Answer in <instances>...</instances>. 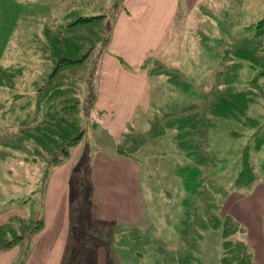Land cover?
<instances>
[{"label": "rangeland", "instance_id": "obj_1", "mask_svg": "<svg viewBox=\"0 0 264 264\" xmlns=\"http://www.w3.org/2000/svg\"><path fill=\"white\" fill-rule=\"evenodd\" d=\"M191 1L187 9L180 0L167 41L134 45L133 63L121 55L130 71L147 73L150 103L146 111L128 114L129 123L117 131L107 126V119L118 116L95 113L87 97L98 78L94 67L102 39L108 37L107 25H112L115 12L127 8L126 2L0 0V209L25 213L0 230V246L27 235L16 264L30 254L29 234L41 218L37 213L48 187L46 177L56 168L53 157H62L67 142L60 137L62 129L71 130L70 124L84 133L58 163L69 166L72 175L70 183H59L61 188L70 186L63 201L70 204V236L57 245L64 247V256L52 254L49 264H254L256 254L260 259L264 31L259 26L264 23V1L238 0L237 19L229 17H235L227 10L229 0ZM213 6L218 10L213 12ZM97 15H105L100 24L70 29L79 17ZM159 20L157 31L167 24ZM49 31L66 52L53 48ZM83 55V64L51 77L60 57ZM38 57L46 59L44 66L32 65ZM61 86L64 94L46 99L40 111L37 102ZM65 101L74 108L65 110ZM43 121L48 122L45 128ZM113 147L139 167L135 192L140 219L136 200L128 214L133 206L126 199L127 180L109 195L116 204L108 199L107 217L97 219L92 154ZM42 260L35 253L28 264Z\"/></svg>", "mask_w": 264, "mask_h": 264}, {"label": "crops", "instance_id": "obj_2", "mask_svg": "<svg viewBox=\"0 0 264 264\" xmlns=\"http://www.w3.org/2000/svg\"><path fill=\"white\" fill-rule=\"evenodd\" d=\"M196 1L198 2L199 0ZM239 1L229 0L227 10L229 14L231 12L235 14V17L231 14L229 17L237 19V2ZM124 2H126L127 8L115 12L111 31L106 40L107 42L101 47L97 54L98 56L94 72L98 75V78L97 81L91 85L94 94L92 111L102 115H117L119 118L117 120H114L115 118L111 120L107 119V126H110L112 130L118 127L117 131L124 129L126 127L125 123H129L128 114L130 115L139 111H146L150 103V85L147 73L138 75L134 71H130L126 66L127 63H122L121 55L127 58V61L132 62L131 58L134 53V45H140L141 42H144L147 45H157V40L162 41V43L167 41L168 39L165 35L174 32V19L178 13L180 0H124ZM241 2L243 3V0ZM191 3V0H185V6L187 9L188 4L191 5ZM203 8H205V6ZM212 8L214 9L213 12H215V9L218 10L217 6H213ZM186 11L190 12L188 10ZM186 11L185 13L188 15ZM211 15H213V13H211ZM159 19L165 20V23L167 22V24L165 28L162 27V30L157 31L158 23H161ZM260 27H262L261 31L263 33L264 23H261L259 28ZM75 28L76 27L70 29L72 30ZM48 35L50 39L52 38L54 49L66 52L67 48L65 47L64 49L62 45H59L60 40L53 39V33L51 31L48 32ZM110 45L114 46L115 52L109 53ZM46 46L52 47V45ZM126 51L130 52V56L126 54ZM52 54L55 57V54ZM44 61H46L45 58L38 57L32 65H36L37 62L38 66H44ZM142 67H144V64H142ZM138 81H141L142 85L139 84ZM61 90H63L62 86L61 88L54 87L47 94H44L43 100L37 102L38 109L43 111V108H45L48 103V100L46 99L62 96L64 92ZM49 106L51 107L52 104L50 103ZM100 119L102 118L100 117ZM46 125L47 122L45 121L41 124L42 128H45ZM112 133L114 132L112 131ZM119 151L120 149L113 147L110 148V151L96 150L92 154L91 167L94 169L90 172V178L94 185L92 196H94L95 199L98 220L100 217H107L108 213L104 207L107 205L109 195L115 194L120 185L125 184V180H127V185L130 183L129 189L126 191V199L131 201L133 206L130 210L129 205L128 214L134 209V200H136L135 208L138 211V219L142 217L141 207L139 205V191H136L138 194L137 197H135V187L139 180V167L133 158L123 155ZM55 166L56 168L54 171L46 177L48 178V187H45L42 191V205L38 209L40 212L37 213V216H41V218L36 225L37 229L31 230L32 232L30 231V234L29 232L27 233L31 237V246L30 250H28L30 254L28 253L29 256H26L22 264H28L30 258L33 257L35 253H37V257L44 258L41 264H49L48 258L52 257V254L53 257L62 258L64 256V247L62 246V250H60L57 245L60 242L66 243L70 236V204L68 201L65 203L63 202L64 199L66 201V194L70 192V186L68 185L61 188L59 183L65 179L66 183L68 180V183H70L72 175L71 171H69V166L60 167L59 164ZM113 175L117 176L116 181L113 180ZM118 178L122 180H119V183ZM120 190L119 193H122L123 189ZM48 198L49 201H47ZM109 200L112 202L113 206H115L116 199L113 197V199ZM124 205L125 204H123V206ZM121 210L124 211L125 208L122 207ZM24 217L25 213H22L19 209H0V230L9 229L8 225L12 224L13 219H23ZM25 236L27 235L16 236L15 238L21 237V239H17L13 246L5 250H0V264H16L22 254L21 248L25 241ZM15 238L10 239L9 241ZM260 245L264 247V241L261 240ZM260 253H262L260 259H258V254H256L257 257H255L254 264H264V252ZM35 264H39V262H36Z\"/></svg>", "mask_w": 264, "mask_h": 264}, {"label": "trees", "instance_id": "obj_3", "mask_svg": "<svg viewBox=\"0 0 264 264\" xmlns=\"http://www.w3.org/2000/svg\"><path fill=\"white\" fill-rule=\"evenodd\" d=\"M116 10H118L116 8ZM114 16V15H113ZM105 18V15H97V16H90V17H79L77 20H75V22H73L72 24H70V28H74L76 26H89V25H98L100 24V22ZM106 31L108 32V35L110 34V31H111V23H108L107 25V28H106ZM105 31V32H106ZM105 39V38H103ZM102 39V45H105L106 44V40H107V37L105 40ZM103 47V46H102ZM56 52V51H55ZM59 53L57 52V56H56V53H55V56L56 57H59ZM87 58V55H83L82 57L80 58H64V57H60L59 58V63L57 65V67H55L51 77H53L54 75H56L61 69H65V68H74V67H78L80 66L81 64H83V62L86 60ZM50 81H51V78H50ZM91 89V87H90ZM92 92V90L90 91V93ZM71 101V100H70ZM94 101V94L91 93L89 97H87V104L89 107L92 106V103ZM66 102V101H65ZM64 102V109L66 110L68 107L69 108H74V106L71 104L69 106H66L65 104H68L69 102ZM73 104L76 105V101L73 102ZM92 108V107H91ZM48 114V113H47ZM47 125H48V122H47ZM49 126L52 127V125L50 124ZM70 127H71V130L70 131H67L66 129H62L61 128V125L58 126L59 130L62 129L64 131V136L60 137L62 140H66V146H63L61 148V156L64 158V157H67L68 154H69V149L68 147L70 148L71 146H74L76 144L79 143V141L81 140V138L83 137V131L79 130L77 132V128L75 127V124L71 125L70 124ZM50 136H54V132H52L50 134ZM58 138V137H57ZM44 148H46L48 151H51L53 148L52 147H47V145H44ZM121 154L123 155H126V153L122 152V151H119ZM127 156V155H126ZM62 157H53V164H58L61 160H62ZM37 227H33L32 230H36ZM32 232V231H31ZM17 239H21V237H17L11 241H8L6 242L4 245L0 246V250H5L11 246H13L15 243H16V240Z\"/></svg>", "mask_w": 264, "mask_h": 264}]
</instances>
